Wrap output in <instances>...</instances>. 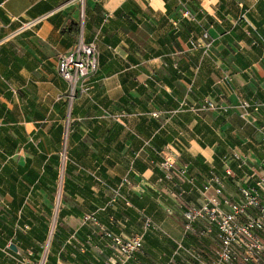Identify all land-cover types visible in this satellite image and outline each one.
I'll list each match as a JSON object with an SVG mask.
<instances>
[{"label": "crops", "instance_id": "1", "mask_svg": "<svg viewBox=\"0 0 264 264\" xmlns=\"http://www.w3.org/2000/svg\"><path fill=\"white\" fill-rule=\"evenodd\" d=\"M81 28L98 67L88 93L69 99L58 61ZM205 100L261 106L244 118L191 111ZM65 136L71 163L59 191ZM262 137L264 0H0V264L34 263L47 242L46 264H105L104 233L140 234L145 218L156 230L127 264H168L183 213L203 203L198 188L219 178L237 202L264 177ZM165 147L182 178L161 179ZM214 236L184 243L206 254Z\"/></svg>", "mask_w": 264, "mask_h": 264}, {"label": "built area", "instance_id": "2", "mask_svg": "<svg viewBox=\"0 0 264 264\" xmlns=\"http://www.w3.org/2000/svg\"><path fill=\"white\" fill-rule=\"evenodd\" d=\"M83 7L85 0H76ZM183 16L193 20L191 12L185 10ZM45 17H38L24 25V28L36 27ZM204 39L208 35L204 33ZM194 48L201 47L199 44L191 43ZM211 41H207L202 48L208 52ZM98 67L97 49L95 42L85 43L82 36V28L79 30L78 40L73 49L66 55H62L58 61V72L68 86L69 99L77 94L88 93L89 88L86 79L96 72ZM186 104L181 103L184 108ZM259 103L247 100L238 101L234 105L224 106L212 100H205L202 104L192 107L193 112L236 110L241 118L255 113L260 108ZM264 139V137H262ZM66 136L62 140L59 151V191L64 183L66 166L71 163L66 154ZM264 142V140H262ZM161 157L160 171L163 180L172 176L183 177L186 168L178 169L175 166V153L172 149L165 147L159 152ZM233 159L237 161L238 169L246 166V161L238 156ZM264 165V163H262ZM231 176V171H226ZM127 182V179L123 181ZM193 184V182H190ZM208 189L212 194L206 195ZM224 182L213 177L210 184L198 188L197 191L203 199L199 208H188L184 213L183 236L181 239H171L173 244L172 256L168 264H264V177L256 179L251 185L240 188V199L237 202H230L223 196ZM60 193V192H59ZM118 195V192H116ZM93 220L92 217H85V220ZM54 224L51 228L53 237ZM143 231L130 237H122L110 232L104 236L110 241L113 254L105 264H127L141 251L144 235L148 231L156 230L149 218L144 219ZM189 234L197 239H203L214 234L216 245L206 254L192 246L185 245L184 238ZM49 255V242L41 248L39 259L36 262H24L22 264H46Z\"/></svg>", "mask_w": 264, "mask_h": 264}, {"label": "rangeland", "instance_id": "3", "mask_svg": "<svg viewBox=\"0 0 264 264\" xmlns=\"http://www.w3.org/2000/svg\"><path fill=\"white\" fill-rule=\"evenodd\" d=\"M57 159H58V156H57ZM58 164H57V167H59V161L57 162Z\"/></svg>", "mask_w": 264, "mask_h": 264}, {"label": "trees", "instance_id": "4", "mask_svg": "<svg viewBox=\"0 0 264 264\" xmlns=\"http://www.w3.org/2000/svg\"><path fill=\"white\" fill-rule=\"evenodd\" d=\"M55 163V162H54ZM40 253H41V250H40ZM48 259V258H47Z\"/></svg>", "mask_w": 264, "mask_h": 264}, {"label": "water", "instance_id": "5", "mask_svg": "<svg viewBox=\"0 0 264 264\" xmlns=\"http://www.w3.org/2000/svg\"><path fill=\"white\" fill-rule=\"evenodd\" d=\"M13 249V247H11ZM14 250V249H13Z\"/></svg>", "mask_w": 264, "mask_h": 264}]
</instances>
